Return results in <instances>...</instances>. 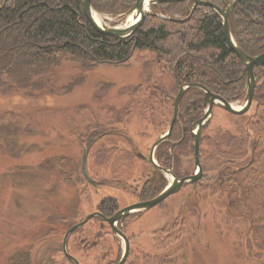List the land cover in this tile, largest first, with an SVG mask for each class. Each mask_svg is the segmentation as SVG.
<instances>
[{"label": "trees", "instance_id": "trees-1", "mask_svg": "<svg viewBox=\"0 0 264 264\" xmlns=\"http://www.w3.org/2000/svg\"><path fill=\"white\" fill-rule=\"evenodd\" d=\"M135 1L90 0V5L96 14L114 19L116 24ZM202 1L224 10L231 0ZM192 6L191 1L152 5L134 37L121 41L94 29L85 19L79 0H2L0 92L50 89L53 93L49 75L63 62L70 61L79 66L82 76L80 81L66 85L62 91L66 94L84 82L83 73L99 65H126L134 54L147 52L151 60L145 62L143 81L131 94L144 89L142 93L150 96L147 111L152 113L146 117V130L163 128L161 134L167 130L173 101L182 85L199 84L229 103H241L246 73L224 39L218 15L211 8L198 6L186 21H177L187 18ZM228 26L246 55L255 57L264 53V0H240L228 17ZM253 74L252 113L251 108L240 116L226 113L235 121V132L218 127L209 129L214 116L202 126L199 146L202 175L194 184L182 186L187 191L180 211L168 228L152 235L158 251L152 256L156 264L186 262L189 255L183 249L201 230V222L207 215L221 212L227 230L236 231L240 227L235 224L237 221L244 226L238 238L243 263L264 264V67L255 68ZM203 95L198 88L184 93L177 122L154 152L157 166L169 170L177 179L194 173L192 165L184 170L182 164L193 161L194 138L190 128L204 115ZM160 103L164 105L161 110H165L163 121L160 115H153V106ZM139 104L141 101L136 105ZM130 113V109L126 110L123 119ZM84 135L87 154L98 146L97 153L104 150L110 157L120 153L140 161L136 156L138 147L123 129L94 125ZM112 136L126 142L130 151L117 146L116 141H101ZM144 163L151 170L136 180L140 184L134 195L139 201L153 199L168 183L163 173L149 162ZM122 169L118 168L116 174L121 175ZM118 209L116 199L106 197L100 200L96 211L109 217ZM10 264H33V259L29 252H19Z\"/></svg>", "mask_w": 264, "mask_h": 264}, {"label": "rangeland", "instance_id": "rangeland-1", "mask_svg": "<svg viewBox=\"0 0 264 264\" xmlns=\"http://www.w3.org/2000/svg\"><path fill=\"white\" fill-rule=\"evenodd\" d=\"M96 15L111 26H123ZM147 60L151 55L140 52L126 65H99L83 73L81 85L63 94L66 85L80 81L82 76L78 65L65 61L48 77L53 93L50 89L0 92V264H10L19 252H29L33 264H69L61 253V243L70 225L96 212L100 200L106 197L116 199L119 209L140 202L134 195L140 184L136 180L149 174L150 165L129 155L116 153L110 157L104 150L97 153L98 146L87 154L83 138L94 125L123 129L147 157L163 131L145 129L146 117L152 112L147 111L150 96L142 93L144 89L131 95L143 81ZM106 85L111 87L101 89ZM139 101L141 104L136 105ZM232 105L239 108L241 103ZM163 106H153V115H160L162 121ZM128 109L131 113L123 119ZM212 111L214 120L209 129L235 132V121L226 112L217 108ZM252 111L253 106L250 114ZM101 141H116L117 146L130 151L129 145L116 136ZM83 151L87 173L100 186L88 184L81 173ZM190 165L194 167V160L182 167L189 170ZM120 167L124 169L118 175ZM166 179L171 182L170 177ZM186 191L187 187H181L162 204L124 220L119 228L129 242L125 264H156L152 256L158 251L152 235L171 225ZM212 215L201 222V230L183 249L188 260L177 264H244L238 247L243 224L237 221L240 227L230 231L222 212ZM123 249L121 239L113 237L108 225L96 218L72 234L67 243V251L81 264H116Z\"/></svg>", "mask_w": 264, "mask_h": 264}, {"label": "water", "instance_id": "water-1", "mask_svg": "<svg viewBox=\"0 0 264 264\" xmlns=\"http://www.w3.org/2000/svg\"><path fill=\"white\" fill-rule=\"evenodd\" d=\"M184 1H191L193 3V6L191 7L189 11V16L187 18H185L184 20H177V21H186L194 12L195 8L198 6L211 8L218 15L220 19L221 29L224 39L227 45L229 46V48L231 49V51L242 63L243 72L246 73V84H245L243 101L240 107L236 108L232 104L222 99L221 97L210 93L202 85L186 84L180 86L178 88L177 95L175 96L173 101L172 117L168 125V128L166 130V133L163 136L159 137V139L153 143V145L150 148L148 157L144 156L142 153H140V151L136 152V156L138 159L149 162L158 171L170 177L171 182L155 198L149 201L137 202L127 207L121 208L110 217H106L99 212H94L84 217L79 223L71 226L63 236L61 249L65 258L68 261L72 262L73 264H78V262L67 253V249H66L67 241L72 233L82 228L88 221H90L93 218L98 219L102 223H106L110 229L112 236L121 239L124 245V249L122 256L117 264H125L129 252V242L126 236L124 235V233L118 229V224L119 223L121 224L124 221V219H126L127 217H130L134 214L144 213L152 209L153 207L159 205L168 197L178 193L182 185L194 184L200 179L202 175L201 166H200V156H199L200 132L202 126H204L212 118L213 107H217L231 115L240 116L245 114L249 110L252 104L253 94L255 90V77L253 74V70L258 67H264V53L255 57L246 55L241 50L237 42L234 40L230 32L228 26V17L230 16L234 7L238 4L240 0H231L224 10L220 9L219 7L211 3L202 0H136L135 3L132 5V7L121 17L120 22L123 24V26L121 25L111 26L101 21L100 19H98L96 13L91 8L90 0H79L85 19L94 29L105 35L112 36L121 41H125L134 37L137 30L140 28L145 15L149 13L150 6L158 5V4L160 5V4H168V3H179ZM162 18H166V17H162ZM126 23H128L129 25L128 24L126 25ZM190 88H198L204 93L203 105L205 107V112L203 117L200 120H198L196 123H194L190 128L191 135L194 137V148H193L194 174L189 177H183L177 179L175 176L172 175V173L169 170L157 166L153 157V153L155 148L160 143H162L165 140V138L170 134L174 123L177 122L180 100L184 95V93ZM85 162H86V152L83 151L81 155V173L84 179L86 180V182L91 186H94L93 180L89 177L87 173Z\"/></svg>", "mask_w": 264, "mask_h": 264}, {"label": "flooded vegetation", "instance_id": "flooded-vegetation-1", "mask_svg": "<svg viewBox=\"0 0 264 264\" xmlns=\"http://www.w3.org/2000/svg\"><path fill=\"white\" fill-rule=\"evenodd\" d=\"M135 34H136V33H135ZM228 103H229V102H228ZM230 104H232V103H230ZM251 105H252V104H251ZM172 107H173V105H172ZM215 108H216V107H213V109H215ZM250 108H251V106H250ZM250 108H249V109H250ZM217 109H218V108H217ZM248 111H249V110H248ZM248 111H247V112H248ZM247 112H246V113H247ZM171 117H172V113H171ZM170 121H171V118H170ZM170 121H169V123H170ZM175 123H176V122H175ZM175 123H174V125H175ZM168 125H169V124H168ZM174 125H173V126H174ZM172 129H173V128H172ZM201 129H202V128H201ZM165 133H166V131H165L164 133H162L159 137L163 136ZM200 133H201V132H200ZM168 136H169V135H168ZM168 136H167V137H168ZM159 137H158V139H159ZM167 137H166V138H167ZM166 138H165V139H166ZM193 138H194V137H193ZM158 139H157V140H158ZM157 140H156V141H157ZM200 140H201V138H200ZM193 148H194V147H193ZM155 149H156V148H155ZM149 151H150V150H149ZM154 152H155V150H154ZM148 155H149V154H148ZM148 155H147V157H148ZM153 157H154V153H153ZM193 160H194V159H193ZM186 177H188V176H186ZM93 182H94V186H93V187H97V186H98L97 182H95L94 180H93ZM154 198H155V197H154ZM147 201H149V200H147ZM140 202H143V201H140ZM96 212H97V211H96ZM109 217H110V216H109ZM80 221H81V220H80ZM123 222H124V221H123ZM74 225H75V224H74ZM72 226H73V225H72ZM118 228H119V227H118ZM68 229H69V228H68ZM68 229H67V230H68ZM80 229H81V228H80ZM119 229H120V228H119ZM67 243H68V242H67ZM80 251L82 252V249H81V248H80ZM61 253H62V249H61ZM67 253L69 254L68 251H67ZM104 253H105V252H104ZM62 255H63V253H62ZM69 255H70V254H69ZM70 256H72V255H70ZM63 257H64V259H65L69 264H73L72 262L68 261V260L65 258L64 255H63ZM72 257H73V256H72ZM73 258H74V257H73ZM120 258H121V257H120ZM74 259L76 260V258H74ZM119 260H120V259H119ZM119 260L116 262V264L119 262ZM126 260H127V259H126ZM76 261H77V260H76ZM77 262H78V261H77ZM78 264H81V263L78 262Z\"/></svg>", "mask_w": 264, "mask_h": 264}, {"label": "bare ground", "instance_id": "bare-ground-1", "mask_svg": "<svg viewBox=\"0 0 264 264\" xmlns=\"http://www.w3.org/2000/svg\"><path fill=\"white\" fill-rule=\"evenodd\" d=\"M128 23H126V25H127ZM129 25V24H128Z\"/></svg>", "mask_w": 264, "mask_h": 264}]
</instances>
